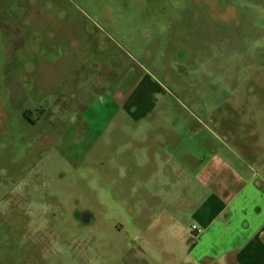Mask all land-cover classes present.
<instances>
[{
    "label": "rangeland",
    "instance_id": "rangeland-1",
    "mask_svg": "<svg viewBox=\"0 0 264 264\" xmlns=\"http://www.w3.org/2000/svg\"><path fill=\"white\" fill-rule=\"evenodd\" d=\"M200 1L204 7L190 0H0V251H7L1 244L13 251L0 254V264L175 262L190 243L203 187L195 171L173 169L171 150L185 140L195 149L192 134L204 128V112L207 121L213 108L225 115L226 102L242 114L232 133L259 147L243 155L259 160L252 166L264 175V105L257 104L264 103V53H252L262 40L239 52L246 19L264 30V7L261 0H222L218 8ZM227 3L234 15L223 9ZM43 53L54 54L51 64ZM100 67L109 83L136 68L143 74L124 105L102 101L118 138L106 145L110 131H103L85 162L79 117L93 99L74 73ZM33 179L43 194L37 198L26 191ZM70 209L80 217L69 218ZM242 222L207 235L220 261L227 242L245 241L232 234ZM80 223L89 231L71 235ZM12 231L14 238L33 235L38 247L26 240V253L22 238L11 242ZM39 233L46 235L41 243Z\"/></svg>",
    "mask_w": 264,
    "mask_h": 264
},
{
    "label": "crops",
    "instance_id": "crops-1",
    "mask_svg": "<svg viewBox=\"0 0 264 264\" xmlns=\"http://www.w3.org/2000/svg\"><path fill=\"white\" fill-rule=\"evenodd\" d=\"M46 62H50L49 58ZM93 92L96 99H92L96 106L90 108L96 113L95 118L102 120V104L97 106L101 102L100 92ZM257 104L264 105L262 102ZM225 105V115H221L218 108H213L212 113L207 116L208 122L203 120L204 128L197 129L192 134L197 141L195 149L190 148L189 142L185 140L171 152L173 169L195 171L197 180L203 187V197L192 211L191 219L192 224L204 228V233L200 241L195 243L191 230L188 229L186 236L190 239V244L184 249L183 255L170 264H182L186 261L191 264H264V175L260 172L261 166L258 169L252 166L258 164L259 160L251 155H243L259 147L249 143V136L232 133V130L237 129L233 127L234 123L236 125L238 117L242 114L234 104L226 102ZM262 122V119H258L255 127L260 126ZM86 125L88 123L85 128ZM207 126L211 129H207ZM243 126L246 125L239 127ZM216 130L224 133L220 134ZM247 188L248 193L242 197ZM242 219L241 229L234 230L232 234L245 241L236 246L233 242H225V253H222L224 260L220 261L221 252L213 251L217 249L215 244L206 243L207 235L218 230L225 234L224 227L235 229L238 220ZM176 236L177 234L167 242L170 248L175 245ZM218 238L223 239L221 235ZM241 251H245L243 256ZM185 254H188L186 259L180 261Z\"/></svg>",
    "mask_w": 264,
    "mask_h": 264
},
{
    "label": "flooded vegetation",
    "instance_id": "flooded-vegetation-1",
    "mask_svg": "<svg viewBox=\"0 0 264 264\" xmlns=\"http://www.w3.org/2000/svg\"><path fill=\"white\" fill-rule=\"evenodd\" d=\"M190 1L198 4L199 6L204 7V3L202 1H200V0H190ZM220 1H222V0H212V3H214L215 7L218 8V5H219ZM225 8L229 9L228 12H229L230 15H234V13L237 11V8L234 7V5L232 3L225 4L223 9H225ZM226 11L227 10H225V12ZM217 27H218V24L214 26L215 29H217ZM259 31H260V29L258 30L255 27L254 23H252V21L249 20V18L246 19L245 40H246V44L247 45L245 46L243 51H239V52H244L246 50V48L250 45L251 42L262 40L261 41L262 43H261L260 47L255 49V50H253L252 53H256V54L264 53V33H263L264 30H261L260 32ZM258 32L260 33V35H258ZM216 33L217 32L215 31L214 35ZM257 36H260V37L254 38V37H257ZM52 56H54V54L46 55V54L43 53V57L46 58L45 62H46V60L48 58L50 60L49 63L46 62L47 64H51L53 62L52 61ZM249 57H255V55H249ZM71 59H72V56L69 57L68 60L70 61ZM57 60L60 63L63 62V58L61 57V55L58 56ZM75 63L76 64H80L79 61H77ZM10 66H12V64H8L6 67L8 68ZM92 70L93 69H87L85 71V73H82V69L81 68H75L74 78L77 79L80 74L82 76H84V78H85L84 86H83L84 91H85V95L89 94L93 99H96L94 97V93L95 92H93V90L94 91L99 90V92H100V99L99 100L101 101L99 104H102L103 100H110V101H113V103L118 105V106L124 105L125 101L131 99V92H132L133 86L137 83L139 77L143 74V71L140 68H136V70L134 69L129 75L123 73L121 75H118L115 79H113L109 83L108 79H105V80L103 79V72L101 71V67L100 68H96V72L95 73H93ZM25 77L26 78L29 77V72L28 71L25 72ZM56 79L60 80V77L58 76V77H56ZM126 92H128V98L125 97ZM94 104H95V102L93 101L87 107L88 108L87 111L82 116L79 117V120H81L83 123H85V124L88 123V125H86V128H85V130H87V131L82 132L83 137H85L87 139L86 145L88 147L87 148V152L85 154V162H86L87 156L101 143L102 137H103V131H105V130H109L110 131V127H109V125L106 123V121L104 119V116H105L104 107L102 106L103 119L99 120L98 117L95 118L96 113H94L92 111V109L90 108ZM0 106H2V105L0 104ZM203 112H204V109H203ZM6 114H7L6 109H3L2 110V115H6ZM145 117H146V115L142 116V118H145ZM203 117L204 118L200 120L201 126H203V124H204L203 120L206 121V123L208 122L207 119H206V113L205 112L203 114ZM85 120H87V122H85ZM89 122H91V123H89ZM154 122L156 124H160L161 125V121L160 120H154ZM182 125H183V123H182ZM197 129H195V130H197ZM207 129H211V128L209 126H207ZM191 130H193V129H191ZM112 133H113V131H110V135L107 136V139L105 141L106 145H109V144L113 143L114 139L118 138V135L115 137V136L112 135ZM164 138H166L165 135H163V139ZM171 139H173V138H171ZM122 147H123V144H122ZM172 151H174V150H171V152ZM166 162H167V160H166ZM68 165H70L73 169H79V168L82 167V164H75V163H72V162H69ZM168 167H170V166L166 165L165 166V170H168L171 173V171H173V170H171V168L169 169ZM88 169H89V167L85 166V170H88ZM85 180L89 181V179H87V178H85ZM27 184H29V185H27L26 191L29 194H32V197H36L37 198V197L43 195L41 193V191H40V186L37 184V182L34 179L30 183H27ZM103 185H104V183H102V186ZM105 188L107 190V188H109V186H105ZM42 199L43 198H41V200ZM64 205H66V204L64 203ZM70 213H71V216L69 218L76 219V218L80 217L76 210L74 212H71V209H70ZM89 228H90V225L84 226L83 223H80L79 230L77 232H75V233L71 234L70 231L66 230V229H60V231H62L64 233H67V234H71V235H74V234L82 235V234L86 233L87 231H89ZM9 235L11 236V240H12L11 242H15L19 238H22L24 240V245H23L22 250L25 251L26 253H29L26 250V247H25L26 240L35 242L37 244V247H38V243L35 241L36 237H34L33 235L29 234L27 236V239H25V237H24V235L22 233L19 234L16 238L13 237V231ZM44 236H46V235H43L42 233H39V235L37 236V239L39 240V243H41V240L44 239ZM191 236H192V233H191ZM192 238H193V236H192ZM1 247H3L7 251H0V254H2L3 252H13L11 249L5 247L2 244H1ZM14 253H16V256H17V252H14ZM186 256H188V254H185L184 257L180 261H184L186 259ZM16 261H17V257H16ZM182 264H191V263L190 262L188 263L186 261V262H184Z\"/></svg>",
    "mask_w": 264,
    "mask_h": 264
},
{
    "label": "built area",
    "instance_id": "built-area-1",
    "mask_svg": "<svg viewBox=\"0 0 264 264\" xmlns=\"http://www.w3.org/2000/svg\"><path fill=\"white\" fill-rule=\"evenodd\" d=\"M190 230H191V233H192V240L193 239H198L203 233H204V228L201 227V226H198L197 224H192L190 226ZM194 241V240H193Z\"/></svg>",
    "mask_w": 264,
    "mask_h": 264
},
{
    "label": "trees",
    "instance_id": "trees-1",
    "mask_svg": "<svg viewBox=\"0 0 264 264\" xmlns=\"http://www.w3.org/2000/svg\"><path fill=\"white\" fill-rule=\"evenodd\" d=\"M261 5L264 7V1L263 0H261Z\"/></svg>",
    "mask_w": 264,
    "mask_h": 264
}]
</instances>
